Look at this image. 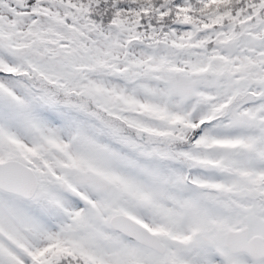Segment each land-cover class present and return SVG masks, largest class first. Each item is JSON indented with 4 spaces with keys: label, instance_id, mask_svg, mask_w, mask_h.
I'll return each instance as SVG.
<instances>
[{
    "label": "snow or ice",
    "instance_id": "6c2138e0",
    "mask_svg": "<svg viewBox=\"0 0 264 264\" xmlns=\"http://www.w3.org/2000/svg\"><path fill=\"white\" fill-rule=\"evenodd\" d=\"M0 264H264V0H0Z\"/></svg>",
    "mask_w": 264,
    "mask_h": 264
}]
</instances>
